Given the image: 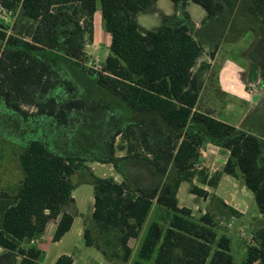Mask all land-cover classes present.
<instances>
[{
  "label": "trees",
  "instance_id": "trees-1",
  "mask_svg": "<svg viewBox=\"0 0 264 264\" xmlns=\"http://www.w3.org/2000/svg\"><path fill=\"white\" fill-rule=\"evenodd\" d=\"M153 1L0 0V9L18 11L11 33L0 25V95L5 104L35 105L58 126L79 115L73 131L77 151L64 150L50 124L47 135L32 138L18 154L23 173L18 191L0 192V248L19 256L18 264H37L38 251L29 241L49 222H56L53 242L70 229L75 213L66 201L73 203L71 180L86 161L110 164L121 176L118 182L89 172L81 181L93 185L83 243L111 263L233 264L230 240L217 236L213 214L207 210L194 217L176 197L181 182L190 184L191 194L206 198L207 191L192 179L209 186L217 181L195 168L203 141L228 150L223 172L241 179L264 216V140L196 109L202 67L193 68L202 45L193 35L194 24L181 14L165 17L156 29L142 28L134 14ZM171 1L178 11L191 2L208 18L255 32L258 39L250 56L264 60V0ZM97 3L109 52L98 70L72 61L97 84L95 99L101 100L92 102L78 97L76 81L55 67L53 50L63 42L70 48L82 46V22L93 25ZM116 137L125 144L121 156L114 154ZM80 146L96 151L84 155ZM54 195L56 202L51 203ZM153 205L159 220L148 223L131 259L129 241L138 237ZM250 239L242 264H264V224ZM71 262L70 256L61 255L54 264Z\"/></svg>",
  "mask_w": 264,
  "mask_h": 264
},
{
  "label": "rangeland",
  "instance_id": "rangeland-1",
  "mask_svg": "<svg viewBox=\"0 0 264 264\" xmlns=\"http://www.w3.org/2000/svg\"><path fill=\"white\" fill-rule=\"evenodd\" d=\"M161 1L159 2V5L162 6L163 12L170 13L175 10L170 0ZM189 5L193 21L196 20L202 22V19H200L202 8L192 3ZM17 13L18 11L7 12L0 9V25L5 28L7 33H11L10 25L13 22V19L17 16ZM157 13L152 11L141 12L137 16L138 22L147 28H156L161 24L160 17ZM94 22L95 27L93 25L85 26L87 25L86 20L82 22V26L85 30L81 47L70 48L63 42L59 49L53 50L57 55L55 67L60 66L66 71V74L70 79L76 81V86L79 88L80 92L77 95L78 97H90L91 99L85 100L92 102L94 100H101L100 98L95 99V89L97 88V84H95L92 77L83 75L72 61L78 62L86 69L98 70L101 67L109 49L108 46H106L108 37L104 30L99 7L94 14ZM51 121L53 120L49 119L48 116L41 112L35 105L20 104L16 107H9L5 104L3 96L0 95L1 193L14 194L18 191L23 179V173L18 161V154L32 138L38 137L42 134L47 135V131L50 129V124L54 129H57L56 135L61 138L60 146L66 150L77 151V148L73 149L75 146V143H73V131H76L77 126L79 125V115H73L69 123L61 124V126H58L55 122L52 124ZM63 134L65 136H63ZM123 143L121 137L115 138L113 148L116 156H121L125 153L123 150L125 144ZM80 148L84 155H88L90 152L95 153L96 151L82 146H80ZM81 150L78 148L79 152ZM84 166L85 168L74 173L71 180L72 183H75L71 190L74 204L70 201H66L67 209L75 213V223L60 241L53 243L50 239L48 240V247L46 250L45 247L43 248L45 251L41 254L40 261L37 264H54L56 257L62 254L71 256L73 259L72 264H106V259L94 248L84 246L82 235L79 231L81 223H83V221H88V219L91 218L93 208V185L81 181L86 178L89 172H92L98 177H110L114 180H120L121 176L110 164L86 161ZM217 193L227 198L232 197L242 205L241 210H243V213L237 216L231 215L229 211L224 208H219L220 210L217 209L214 206L211 197L209 206H207V210L213 214L214 219L216 216L217 236L226 235L230 240L229 246L233 264H242L245 257L246 247L251 243V234L255 228L264 224V216H261L258 213L252 192L245 186L242 190L238 188L232 178L221 180ZM55 195L53 196L51 203L56 202L55 200L57 198ZM178 198L183 205L193 208L194 217H199L203 214L201 211L204 209L205 203L202 198H195L189 193L188 183H183L178 193ZM194 206L197 207L195 208ZM157 210L158 208L153 205L138 237L129 241L132 251L131 259L136 255L138 244L142 239L148 223L152 220H159L158 214L160 213H158ZM168 213L169 211L163 210L164 215H168ZM51 223L52 221L49 222L48 225Z\"/></svg>",
  "mask_w": 264,
  "mask_h": 264
},
{
  "label": "crops",
  "instance_id": "crops-1",
  "mask_svg": "<svg viewBox=\"0 0 264 264\" xmlns=\"http://www.w3.org/2000/svg\"><path fill=\"white\" fill-rule=\"evenodd\" d=\"M160 1L161 0H154L147 9L134 14V19L142 28L150 29L141 25L138 22L137 16L141 12L152 11L155 13L158 12L157 14L160 17L161 24L165 17L181 14L186 15L194 24L193 35L202 45L201 55L193 68V70L196 71L199 67H202L198 73L201 87L198 94L196 109L203 113H208L212 117L235 128L253 132L264 140V60L258 57L256 58V56L255 58H251L250 56L252 48L257 43V34L251 30H239L220 19L208 18L207 12L201 6L202 12L200 19H202V22L193 21L190 14L191 10L189 9V4L191 2H187L182 9L178 11L170 0L175 10L170 13L163 12L162 6L159 5ZM98 7L99 4L97 3L95 12ZM94 14L93 26L95 25ZM105 33L108 37V42L106 44V46H108L109 35L107 32ZM210 52H213L212 57L209 56ZM250 84L255 87V91L252 94L247 92V88ZM198 154V163L195 165L196 170L203 169L204 173L207 175V180L211 177L217 178L216 183L212 186L200 183L196 177L192 179L194 185L204 189L208 193L206 198H202L189 192L195 198H202L205 203L201 213L207 211L210 197L214 196L213 204L217 209L224 208L221 205V203H224L237 212V214H234L235 216L241 215L243 213V210H241L242 205L239 204L236 199L232 197L227 198L217 193L220 181L223 179L232 178L238 188L241 190L244 188L241 179L234 178L223 172V166L229 156L228 150L210 141H203V144L198 149ZM120 180L116 181L119 182ZM183 183L184 182L180 183L176 193L178 205L190 209L193 215V208L183 205L178 198V193ZM188 185L190 186L189 183ZM72 199L74 203V198L72 197ZM194 207L196 208L197 206ZM74 215L71 227L75 223L76 218ZM85 222L86 221H83L79 227L81 235L85 227ZM55 223L56 222H52L49 225L47 224L42 234L36 238V242L33 246L39 254L37 263L40 261L41 254H43L48 247V240L52 239ZM62 237L58 241H60ZM58 241L52 242L56 243ZM44 247L45 250L43 249ZM96 251L99 253L98 250ZM59 256H57L56 259ZM19 260V256L0 248V264H18ZM106 264L114 263L106 260Z\"/></svg>",
  "mask_w": 264,
  "mask_h": 264
},
{
  "label": "built area",
  "instance_id": "built-area-1",
  "mask_svg": "<svg viewBox=\"0 0 264 264\" xmlns=\"http://www.w3.org/2000/svg\"><path fill=\"white\" fill-rule=\"evenodd\" d=\"M254 91H255L254 85L250 84L249 87L247 88V92L249 94H252ZM35 242H36V238H32V239H30L29 244L30 245H34Z\"/></svg>",
  "mask_w": 264,
  "mask_h": 264
}]
</instances>
